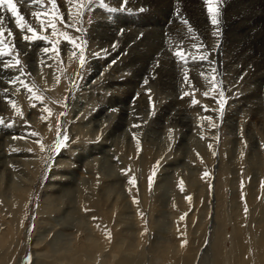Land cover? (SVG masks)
<instances>
[{
    "label": "rangeland",
    "instance_id": "374dc122",
    "mask_svg": "<svg viewBox=\"0 0 264 264\" xmlns=\"http://www.w3.org/2000/svg\"><path fill=\"white\" fill-rule=\"evenodd\" d=\"M146 2L26 6L27 24L47 37L31 42L27 27L0 14V50L11 53L0 56V264H236L258 246L264 254V0H217L209 40L190 15L208 16L206 0H172L167 20L165 2ZM34 12L51 13L43 28ZM122 44L124 53L111 56ZM177 50L190 54L187 63ZM118 97L132 131L120 149L107 141L92 152L118 126ZM238 242L244 254L234 261Z\"/></svg>",
    "mask_w": 264,
    "mask_h": 264
},
{
    "label": "bare ground",
    "instance_id": "6f19581e",
    "mask_svg": "<svg viewBox=\"0 0 264 264\" xmlns=\"http://www.w3.org/2000/svg\"><path fill=\"white\" fill-rule=\"evenodd\" d=\"M142 1V0H141ZM170 1V2H169ZM145 2H146V0H145ZM154 2V1H153ZM161 2H165L164 3V5H163V3H162V5H163V9L166 11V16L167 17H165V19L167 20L168 19V17H172V12H173V10L171 9L172 8V0H161ZM161 2H160V4H161ZM196 2V1H195ZM122 3H123V0H119V5H120V7L122 6ZM139 3H140V0H126V3H123V6H124V9L125 10H128V9H136L137 8V5H139ZM143 3V2H142ZM147 3V2H146ZM149 3V2H148ZM168 3H169V5H168ZM151 4V3H150ZM141 5V4H140ZM26 6H30L28 3H25V2H23V3H21V2H19V0H18V8H19V10L22 12V13H24L25 12V9H26ZM32 6H36V5H32ZM192 6H195L194 5V3L192 2ZM37 7L39 8L40 6L39 5H37ZM44 7V6H43ZM118 7V6H117ZM197 7V6H196ZM23 8H25V9H23ZM42 8V7H41ZM146 8H148V7H146ZM156 8H158V7H156ZM43 9V8H42ZM120 9V8H119ZM155 10H157V9H155ZM185 10V9H184ZM261 10V9H260ZM153 11V10H152ZM163 11V10H162ZM156 13V12H155ZM164 13V12H163ZM189 13V12H188ZM0 14H5V17L6 18H8V17H10L11 18V14L6 10V6H5V8L4 9H0ZM264 14V13H263ZM191 15V18L192 19H194L193 21H194V24H196V25H198V27L200 28V30L203 32V36L205 37V39H206V37H207V39L206 40H209L210 38H211V36L213 35V29H214V27L213 26H211V23L208 21V20H206L209 16H210V14L208 15V16H206L205 14H203V13H201L200 12V10L198 11V12H193V13H191L190 14ZM160 16V15H159ZM5 17H2V16H0V18H1V21L3 20V18H5ZM5 18V19H6ZM122 18V17H121ZM183 19V18H182ZM14 20V19H13ZM172 20V19H171ZM179 20H181V18L179 19ZM5 21H7V20H5ZM173 21V20H172ZM13 22V21H12ZM125 22V21H124ZM190 22V21H189ZM222 22V21H221ZM156 24H159V22L158 21H156L155 22ZM205 23H208L207 25L205 24ZM136 24H137V22H136ZM169 24V23H168ZM180 24H182V23H180ZM185 24V23H184ZM223 24V23H222ZM221 24V25H222ZM174 25V24H173ZM167 26V25H166ZM165 26V27H166ZM186 26H187V24H186ZM191 26V25H190ZM214 26L216 27L217 26V24H214ZM185 27V26H184ZM112 28V27H111ZM110 28V26H109V30L113 33V31H115V29L113 28V29H111ZM222 28V27H221ZM250 28V27H249ZM249 28H246V29H244V30H242L241 31V34H240V42H243V40L245 41V39L248 37V32L250 31V29ZM216 29V28H215ZM255 29V28H254ZM155 30H156V28H155ZM164 30V29H163ZM218 30H220V29H218ZM253 30V29H252ZM99 31V30H98ZM157 31H159V29L157 30ZM161 31H162V29H161ZM222 31V30H221ZM134 32V31H133ZM163 32V31H162ZM171 33H172V31H170ZM101 34H103V33H101ZM189 34H190V32H189ZM100 35V34H99ZM233 35V34H232ZM190 36V35H189ZM188 36V37H189ZM102 37V36H101ZM155 37V36H154ZM184 37H185V35H184ZM104 39H106V40H108L109 42L110 41H115L116 42V40H117V37L113 34H111V33H109V32H107L106 34H104V37H103ZM103 39V40H104ZM120 40V39H119ZM159 40V39H158ZM205 40V41H206ZM249 40V39H248ZM107 41V42H108ZM131 41V40H130ZM151 41V40H150ZM161 41V40H160ZM18 44L20 45L19 47L22 49V50H24L25 52H26V50L24 49L25 47H27V45H25V44H23V43H20V42H18ZM164 44V43H163ZM143 46H144V44H142ZM147 45V44H146ZM202 46V45H201ZM45 48H47V47H45V46H41L39 49L41 50V52H43V53H46L45 51H44V49ZM67 48V47H66ZM125 48H127V45L126 44H122V45H120L119 47H117V48H115V49H110L111 51H110V54H111V56H115V55H117V54H119V53H124V51H125ZM145 48H147V47H145ZM228 48V47H227ZM251 48H253V49H258L259 48V45H258V43L256 42V41H254V43L251 45ZM27 49V48H26ZM68 49V48H67ZM66 49V50H67ZM194 49H196V48H194ZM252 49V50H253ZM226 50H228V49H226ZM71 50H69V52H70ZM225 51V50H224ZM223 51V52H224ZM251 51V50H250ZM261 51V50H260ZM66 52H68V51H66ZM228 52V51H227ZM248 52V51H247ZM139 53V52H138ZM147 53V52H146ZM192 53V52H191ZM150 54H152V53H150ZM255 54H257V53H255ZM120 55V54H119ZM122 55V54H121ZM130 55H132L131 53H130ZM248 55V54H247ZM259 55V54H258ZM139 57V56H138ZM223 57V56H222ZM225 57V56H224ZM243 57V56H242ZM128 58V57H127ZM155 58V57H154ZM261 58V57H260ZM146 58H141L140 60H145ZM223 59V58H222ZM124 60V59H123ZM151 60V59H150ZM247 60V59H246ZM260 60V59H259ZM3 61H5V60H2V57L0 58V73L2 74V75H5V74H7V71H3L2 69V65H3ZM223 61H224V59H223ZM122 62V61H121ZM136 63L137 62H139L138 60H136L135 61ZM150 62V61H149ZM237 62V61H236ZM140 63V62H139ZM247 63V62H246ZM256 63H258V62H256ZM255 63V64H256ZM167 64V63H166ZM225 64V63H224ZM254 64V63H253ZM102 65V64H101ZM146 65V64H145ZM259 65V64H258ZM261 65V64H260ZM259 65V66H260ZM100 64H98V63H95V65H94V68H93V75L92 76H95L98 72H99V69H100ZM137 67V66H136ZM145 69V68H144ZM144 69H135L136 71H135V73H137V75L138 74H144L145 73V71H144ZM257 69V68H256ZM4 72V73H3ZM139 76V75H138ZM4 77V76H3ZM260 77V76H259ZM259 79V78H258ZM1 80H3L2 78H1ZM111 82H113V88L114 89H117V88H119V87H116V82H117V80H116V78H112L111 80H110ZM122 89V88H121ZM133 90V89H132ZM126 99V98H125ZM125 99H121L120 97H118V101L116 100V102H114V103H112V106L113 105H118V104H120L121 103V114H120V116H119V118H118V120H117V127L116 128H114V130L110 133V137H109V139L108 140H105L104 141V146H102L101 144L99 145V146H95V147H93L92 148V152L94 151H96V150H102V151H105L106 150V148H105V144H107V141H108V143H112V144H114V146L117 148V149H120L121 147H122V145L124 144V139H125V137H126V135L130 132V130L132 129V128H130L128 131H126V129H125V125H126V123H125V121H126V119H127V115H130L129 114V109L127 108V105H126V101H125ZM128 99V98H127ZM114 100V99H113ZM111 105V104H110ZM107 106H108V104L106 105H104L103 107H102V109L101 110H99L98 111V113H97V116H98V118H101V117H103V115H105L104 113H105V110L107 109ZM111 115L112 114H110V116L109 117H111ZM178 116H177V118H180V120H181V122L183 123V124H186V122H189V117L188 116H185L184 118H181V114L180 113H178L177 114ZM106 116V115H105ZM104 116V117H105ZM113 116V115H112ZM175 116V115H174ZM108 117V118H109ZM97 120V119H96ZM128 120V119H127ZM132 131V130H131ZM132 135V134H131ZM136 135V134H135ZM132 137V136H131ZM137 140V139H136ZM1 142V141H0ZM110 144H107L108 146L110 145ZM4 145V144H3ZM137 145V141H135V138L134 137H132L131 138V141L130 142H128V152H130L131 150H134V149H136L135 148V146ZM150 146L152 147V145L150 144V145H148L147 147H146V150H148V152H147V154L148 153H151L152 151H150V150H153V149H150ZM145 149V148H144ZM101 151V152H102ZM132 152V151H131ZM130 152V153H131ZM103 153V152H102ZM5 153H0V169L1 168H3L4 167V157H5V155H4ZM99 154V153H98ZM94 155V154H93ZM126 156V155H125ZM124 156V157H125ZM144 157V156H143ZM99 158V157H98ZM122 161H123V163H125V162H127V158H123V156H122ZM107 163V164H106ZM122 163V164H123ZM126 164V163H125ZM102 167H103V169H106V170H109V171H111V172H113L112 170H111V166H108V162H107V160H106V158L103 160V165H102ZM102 169V170H103ZM106 170H105V172H106ZM167 170V169H166ZM108 173V172H107ZM167 173V172H166ZM111 174V173H110ZM114 180V179H113ZM55 187H57V186H55ZM58 188H60V187H58ZM239 232V231H238ZM241 232V231H240ZM263 235V234H262ZM240 238V237H239ZM238 240V239H237ZM239 242H238V244L237 243H235L234 244V246H233V249L232 250H230L231 252H230V255L234 258V261H236V257H235V255H237V257L239 256V254L241 253V254H244V250H243V248L244 247H240L239 246ZM245 246H246V244H244ZM217 248H218V253H219V250H220V247H219V244H216L215 245ZM220 246H221V248H222V245L220 244ZM248 247V246H247ZM249 247H251V246H249ZM261 247V246H260ZM262 248V247H261ZM257 249H259V246L254 250L256 253H251V254H248V255H246L245 256V254L243 255V258H241V256L239 257V261H236V264H263L264 262H263V260H264V254L263 253H261V252H258L259 250H257ZM246 250V249H245ZM252 250V249H251ZM247 252V251H246ZM252 252V251H251Z\"/></svg>",
    "mask_w": 264,
    "mask_h": 264
},
{
    "label": "snow or ice",
    "instance_id": "6c2138e0",
    "mask_svg": "<svg viewBox=\"0 0 264 264\" xmlns=\"http://www.w3.org/2000/svg\"><path fill=\"white\" fill-rule=\"evenodd\" d=\"M19 2L23 3L24 0H19ZM49 2L53 5V7H56V4H55V0H49ZM76 4L77 5H81L82 4V0H75ZM88 2V5L91 6L93 3L96 2V0H87ZM207 4H208V12L211 16V19H212V23L213 24H217L218 23V20H217V15H218V11H217V8L214 7V4L217 2V0H206ZM27 3L32 6V5H39L41 7L44 6V0H27ZM123 3H126V0H123ZM123 3H122V6H121V9L120 10H125L124 7H123ZM99 5L101 8H107L108 5L105 3V0H99ZM6 6V10L11 14V17L14 19L16 25L21 29L23 30L25 27H27V30L28 32L32 33L31 36H24L23 38L25 40H28V41H34V40H37V39H47V37H44V36H41L39 35L35 29L32 28V26L30 24H27L26 20H25V16L24 14L19 10L18 8V0H0V9H4ZM85 9L83 7H81V11H84ZM110 11H116V9H109ZM33 16H35L38 21L40 22L42 28L44 27V23L45 21L42 19L43 16L45 15H51V13H46V12H34L32 13ZM186 23V21H185ZM53 29V34H55V24H51L50 25ZM71 26V25H69ZM46 31V28L44 29ZM4 32H5V29L3 27H0V45L3 44V40H4ZM9 34H11L9 32ZM65 40L66 42H68L69 44L73 45L74 47H80L82 48L83 46L82 45H78L77 44V41L75 38L71 37V36H67L65 34ZM193 47H196V48H199L200 46H197V45H194ZM52 51V52H57V49L53 48V49H49V48H45L44 51L47 53L49 51ZM11 53L9 51H5V50H0V56H8L10 55ZM176 57L178 58V61L180 62H183V63H187V60L188 58L190 57V54L189 53H185L184 51L182 50H177L175 53ZM72 55H75V52L72 53ZM200 60H206L207 57L206 55H203L201 54L200 55ZM16 64H19L20 61L17 59L15 61ZM84 63V56H83V52H81V65H83ZM7 67V66H6ZM201 75H204V73H201ZM208 79H210V81L213 82V88L216 87V84H215V77L212 76V77H206ZM188 77L187 75L185 76V80H187ZM14 82V81H13ZM30 90V89H29ZM189 93H185V95H188ZM205 95H207V93H205ZM223 95L222 91H221V96ZM37 99H40L39 97H37ZM197 101H193V103H196ZM205 110H207L205 108ZM0 123H3L2 120H0ZM61 140H66L67 137H64V136H61L60 138ZM154 175V173H153ZM131 183H135V179L133 178L132 181H130ZM110 235V234H109Z\"/></svg>",
    "mask_w": 264,
    "mask_h": 264
}]
</instances>
